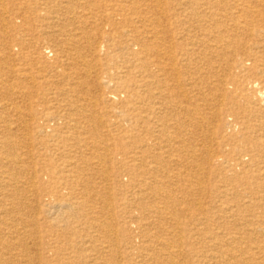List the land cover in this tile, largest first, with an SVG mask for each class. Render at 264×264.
<instances>
[{"label": "bare ground", "instance_id": "obj_1", "mask_svg": "<svg viewBox=\"0 0 264 264\" xmlns=\"http://www.w3.org/2000/svg\"><path fill=\"white\" fill-rule=\"evenodd\" d=\"M91 90L131 128L115 121L103 134L109 123L82 96ZM205 91L231 112L203 115ZM58 95L66 107L47 106ZM206 118L230 148L215 154ZM154 119L167 156L141 133L156 135ZM211 172L251 199L237 215L264 205V0H0V264H96L76 240L109 236V213L130 209L139 214L120 231L168 237L128 264H264L263 218L234 236L191 214L175 233L184 197L198 204Z\"/></svg>", "mask_w": 264, "mask_h": 264}, {"label": "rangeland", "instance_id": "obj_2", "mask_svg": "<svg viewBox=\"0 0 264 264\" xmlns=\"http://www.w3.org/2000/svg\"><path fill=\"white\" fill-rule=\"evenodd\" d=\"M50 5H54V3H50ZM77 10L80 11V9H77ZM112 48L115 49V50H113L114 52H112V54L115 53L118 56L121 54L118 52V48L116 47V45H114ZM48 51L49 50L47 49L46 50L47 54L48 55L51 54V52H48ZM105 51H106V49H105ZM103 54H104V51H101L100 55L103 56ZM102 58L100 61L101 63L104 62V61H102L103 60ZM203 71H205V69ZM209 81L214 82V78L210 79ZM102 94H103V92H101V91L91 90L90 92H88L87 94H84L82 96L83 97H85V96L86 97H91V96L93 97L94 96L93 98L95 99V96L96 97L102 96ZM205 95L208 97L209 103L208 102L206 103V101L205 102L200 101L201 110L203 112V115L209 117L210 113H213V112L217 111L218 109H220L224 114L227 112H231L229 106H227L225 104L221 105L220 104L221 102L218 101V99H216L214 95H212V94L209 95L207 91L203 92V96H205ZM55 98L53 97L54 100L51 98L50 101L51 100H53V101H51L50 103L48 101L47 106H48V104L50 106H54V105H56V103H58L57 106L59 105V107L63 108L64 103H66V102L59 95L55 96ZM59 99L60 100L62 99L61 102H59L60 101ZM95 100H93L94 101L93 103H96L95 109L98 113V116L100 117V120L103 123H109L107 126L108 128L100 129V130H102L103 134H105L109 128H113L116 125L117 121H119L120 127L123 125L121 127L122 130H124V129L127 130V129L131 128V126H129L130 125L129 121H126L124 118V115L121 113V109H119L120 111L118 110L120 112L119 113L118 111H116V109L111 108V107H107L106 104H102V102L98 101V99H95ZM62 103H63V105H62ZM64 107H66V106H64ZM68 109L69 108L67 107V111H68ZM141 114L144 115L145 113L141 112ZM110 120H112V121H110ZM205 121L203 122L204 123L203 126L205 127L204 131H205L207 137L210 136L212 138L210 140V146L212 149H214L215 154L220 152L222 150V148L223 149L230 148L227 143L226 144L221 143L219 132L221 131L220 128H222V123H217V122H215L209 118H206ZM127 122H128V124H127ZM152 122H153V125H152L153 129L152 130H154V133L156 134L155 136L154 135L150 136V134L148 135L146 133V131H143V132L140 131V132L142 133V135L144 137L147 138L148 142H150V143H151V141L153 142V140L149 139V138L155 139V137L158 136L159 138L156 139V142H158L159 144L157 143L156 147L158 146L159 148H156V151L159 152L160 154L162 153L163 156H167L169 154V151H168L169 149H168V145H167V141H166L167 138L159 136V134H158L159 132L157 130H160L161 126H160V124L159 125L157 124V121L155 119H154V121L152 120ZM208 123H210V124H208ZM111 124L113 127L111 126ZM58 125L60 126L61 124H58ZM140 126H142L141 128H145L144 125H140ZM126 130H124V131H126ZM207 132H209V135ZM203 141H206V140L204 139ZM106 142L110 148H114L115 143L113 140H108ZM200 142L201 141H198V144ZM162 149H164V150H162ZM161 150H162V152H161ZM113 152H114V150H113ZM228 153L229 152L224 151V154L226 156L228 155ZM117 156L119 157L120 155H117ZM203 165L205 166L204 172H207L208 166L206 164H203ZM223 171L226 172V167H225V170H223ZM212 173L213 172H211V177H209L208 181H206L204 184V189H206V193L203 196L200 195V198H199L200 200L198 201V204H196V205L193 204L194 201L192 200L193 203L191 202L190 196L184 197V196L178 194V197L180 199H181V196L184 197L185 203L182 204V207L184 209L186 217H182V216L180 217L181 218L180 223H179L178 227L176 228L175 233H177L178 235H182L184 233V230H183L184 227L185 226L189 227L190 222H189L188 216L191 214L194 217L200 219V221H202L201 225L203 227H207L208 230H212V232H214L216 234H221V233L226 234L227 231L230 230V235L233 234L234 236L235 235L238 236L240 233H242V231H243V233H245V232H249V231L256 229L257 228V224H255L256 220H260L262 218L264 219V214H263L264 205H261L260 207L257 206L255 208L253 207L252 211L250 209H248L249 213H243V214L237 215L236 214V209H237L236 207H238L242 204L244 206V204H247L248 201L251 199L247 198V196H245L244 193L242 194L241 197L236 198L235 190L237 187L233 188L231 185H227L224 187V184L222 182L218 181V179L216 177H215L216 179H212L213 178ZM159 178L162 180L163 177L160 176ZM163 181H164V178H163ZM94 182H97V179H94ZM124 182H125V180H124ZM159 183H163V182L160 181ZM215 187L218 188L219 190L227 189L226 192H224L227 195V199H223V198H221V196H215V195L212 197H208V191L211 189H214ZM116 190H117V188L114 186L112 193H110L112 198H113V201H115V203L117 202V199L119 198V195L117 194ZM193 190L195 191L194 193H197L199 195V191L197 189H193ZM240 190H241V192L244 191L243 189H240ZM261 192H260V195L264 194L263 192L262 193ZM102 201L103 200L101 199L100 202L95 205L94 210H98L100 208V206L103 204ZM196 203H197V201H196ZM193 206H194V208H193ZM199 206L202 207L203 211L205 212L204 214L199 213V211H200ZM115 209H117V208L115 207ZM115 209H113V210H115ZM228 209H230V210L233 209V210L229 212ZM250 211L252 213H250ZM109 214H110V216H109V218H107V221L112 222V225L114 226L113 228L117 229V230L113 229L112 234H109V236L105 237V236H102V233H97V232L91 230L90 233L92 232L91 233L93 236L92 239L86 238L85 239L86 243H84V244L82 243V241L80 239L76 240V243L78 245H81L82 248L84 250H86L83 253H85L87 256H89L90 259H92V260L95 259L97 261L96 264H104L105 263L104 260L106 261V264H113V261H112V263L110 262V258H111L110 255H113L114 259L117 260L119 262V264H128L127 260H129V261L130 260H139L140 258H138L136 255L140 252H144V250H142L140 248L141 246H143L144 244H149L151 246H155L158 239H159V241H161L162 239H165V237H168L167 232L156 233V230L152 229L151 227H150V229H148L146 231L147 234H145V232L143 230L139 231V229H137L138 225L136 223H135L136 227H135L134 223L131 224L132 228L127 234L120 231V229H118L119 228L118 226H120L123 223H127L129 220H131L134 217H137V215L139 213L135 209H130V212H128L127 214L126 213H120V214L112 213L111 214V212ZM55 216H58V215H55ZM90 216H92V217L95 216V213H92ZM191 219L192 218H190V220ZM249 222H251V223H249ZM60 224H62V223H60ZM75 224H77V223H75ZM245 224H246V226H245ZM190 227H195V224L191 223ZM226 227L227 228L232 227V228L227 229ZM239 227L241 228V231L237 230ZM234 228H236V229H234ZM114 235L116 236V238H114L115 237ZM156 235H158V238L154 237ZM85 241H83V242H85ZM110 241H113L112 243H114V246H109ZM92 245H95V247L103 250V252L101 253L102 254L101 256H99L98 253H96L92 248H90ZM114 247H115V249H114ZM110 248H113V251ZM177 249H178L177 247L172 248V250H174V252ZM116 252H117V254H116ZM70 254L73 256L75 255V253H73V252ZM139 263L140 262H138V264Z\"/></svg>", "mask_w": 264, "mask_h": 264}]
</instances>
